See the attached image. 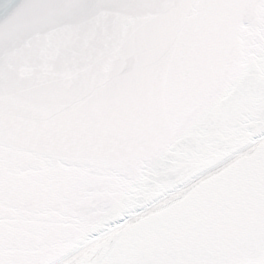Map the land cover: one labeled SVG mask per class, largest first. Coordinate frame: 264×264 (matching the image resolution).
I'll use <instances>...</instances> for the list:
<instances>
[{"label":"snow or ice","instance_id":"snow-or-ice-1","mask_svg":"<svg viewBox=\"0 0 264 264\" xmlns=\"http://www.w3.org/2000/svg\"><path fill=\"white\" fill-rule=\"evenodd\" d=\"M0 264H264V0H0Z\"/></svg>","mask_w":264,"mask_h":264}]
</instances>
